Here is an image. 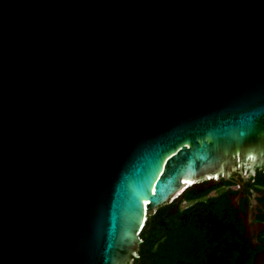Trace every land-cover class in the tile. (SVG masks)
Wrapping results in <instances>:
<instances>
[{
	"label": "water",
	"instance_id": "1",
	"mask_svg": "<svg viewBox=\"0 0 264 264\" xmlns=\"http://www.w3.org/2000/svg\"><path fill=\"white\" fill-rule=\"evenodd\" d=\"M257 168L264 0H0V264H128L156 207Z\"/></svg>",
	"mask_w": 264,
	"mask_h": 264
},
{
	"label": "flooded vegetation",
	"instance_id": "2",
	"mask_svg": "<svg viewBox=\"0 0 264 264\" xmlns=\"http://www.w3.org/2000/svg\"><path fill=\"white\" fill-rule=\"evenodd\" d=\"M214 181L156 207L128 264H253L264 251V168Z\"/></svg>",
	"mask_w": 264,
	"mask_h": 264
},
{
	"label": "built area",
	"instance_id": "3",
	"mask_svg": "<svg viewBox=\"0 0 264 264\" xmlns=\"http://www.w3.org/2000/svg\"><path fill=\"white\" fill-rule=\"evenodd\" d=\"M143 229V227L141 228V230Z\"/></svg>",
	"mask_w": 264,
	"mask_h": 264
}]
</instances>
